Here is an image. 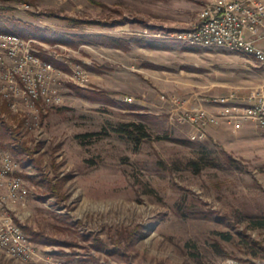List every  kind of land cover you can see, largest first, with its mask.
Masks as SVG:
<instances>
[{
    "label": "rangeland",
    "instance_id": "374dc122",
    "mask_svg": "<svg viewBox=\"0 0 264 264\" xmlns=\"http://www.w3.org/2000/svg\"><path fill=\"white\" fill-rule=\"evenodd\" d=\"M98 1L106 6L0 1L12 7L8 16L78 43L26 38L35 53L66 64L68 75L76 65L86 71L83 83L61 75V103L39 104L38 112L25 103L8 108L0 96V117L18 137L15 152L0 149L18 161L26 184V198L7 203L5 213L28 237L41 234L26 260L0 247V264H256L264 259V128L221 124L205 139L193 138L195 128L178 123L161 95L208 96L197 93L202 88L172 87L197 79L222 82L210 94H246L264 81V65L171 36L194 26L204 0ZM99 33L119 36L129 48L86 37ZM128 121L145 123L150 139L135 146L113 131ZM206 152L215 165L200 172L187 166Z\"/></svg>",
    "mask_w": 264,
    "mask_h": 264
},
{
    "label": "built area",
    "instance_id": "2783aa9c",
    "mask_svg": "<svg viewBox=\"0 0 264 264\" xmlns=\"http://www.w3.org/2000/svg\"><path fill=\"white\" fill-rule=\"evenodd\" d=\"M177 40L196 47H221L251 56L264 65V0H204L197 22L171 34ZM67 73V72H66ZM40 58L32 40L0 32V96L6 106L17 110L25 103L39 111V104H59L61 75L85 81L86 71L79 65L71 75ZM55 76V77H54ZM59 78V80H58ZM170 105L178 123L195 128L193 138L205 139L209 126L225 124L234 129L245 121L264 128V81L242 94L238 89L190 99L176 94L161 95ZM127 101L132 98L127 97ZM18 161L0 149V247L19 259L32 257L34 246L22 227L5 213L6 204L26 198V184L16 173ZM235 263V262H230ZM256 264H264V259Z\"/></svg>",
    "mask_w": 264,
    "mask_h": 264
},
{
    "label": "trees",
    "instance_id": "16d2710c",
    "mask_svg": "<svg viewBox=\"0 0 264 264\" xmlns=\"http://www.w3.org/2000/svg\"><path fill=\"white\" fill-rule=\"evenodd\" d=\"M0 1H8V0H0ZM94 4L106 6L103 2L98 0H90ZM12 9L11 6H5L0 4V32H5L9 34H15L18 36H21L23 38H31L35 37L39 40L44 41H51L53 43L62 42L64 44H67L69 46H77L78 43L70 38H66L65 36H56V34L50 36L43 32L41 28H38L32 24L25 23L22 20L8 16L4 11ZM50 14L56 15L53 12ZM35 15V14H34ZM64 19H67L72 24H80L86 20L65 16ZM124 21V20H123ZM119 22H121L119 20ZM95 24L100 25H106V22H92ZM50 37V38H49ZM90 40L96 41L103 45H109L116 48L121 49H128L129 45L127 41L119 36H113L109 34H90L87 35ZM137 41V40H136ZM39 55L42 59L47 60L54 64L56 67H60L66 71H70V68L64 64L61 61H58L52 57L47 56V54L43 52L36 53ZM81 63V62H80ZM84 65V64H83ZM86 68H90L89 65H84ZM71 88L75 89L76 92L80 93L81 91H84L85 93H91L94 92L91 89H83L79 88L78 86L74 84H69ZM6 106V104L4 103ZM131 107V106H130ZM11 128L9 125L0 117V147H9L15 152V145H12L15 141H18V137L15 134L13 130H10ZM113 131L121 136L122 138L126 139L129 142H132L135 146H138L143 141H147L150 139V134L147 130V127L145 123L143 122H135V121H128V122H122L118 124V126H115ZM90 135V134H89ZM18 145V144H17ZM19 151V150H18ZM223 160H226L227 163L231 166L235 165V161L232 156L225 154L223 155ZM214 157L210 156L209 152L203 153L198 159H190L187 161V166L193 169L195 172H200L203 166H213L215 165ZM22 227V226H21ZM23 229V227H22ZM24 230V229H23ZM30 231V230H29ZM29 238L32 241H40V238H38L41 234H38V232H29ZM39 235V236H38Z\"/></svg>",
    "mask_w": 264,
    "mask_h": 264
},
{
    "label": "crops",
    "instance_id": "0c3cea01",
    "mask_svg": "<svg viewBox=\"0 0 264 264\" xmlns=\"http://www.w3.org/2000/svg\"><path fill=\"white\" fill-rule=\"evenodd\" d=\"M263 44H264V42H263ZM221 85H222V82H220V81L218 82L217 80L214 82H211V83H207L204 80L197 79L196 81L195 80H188V81L184 82L183 84L175 83L172 85V87H174V88H202L201 90H198L197 93L202 92L204 94L206 93L208 96H211L212 93L211 94L209 93L210 89L221 87ZM228 91L229 90H227L226 92H223V93H217V94H212V95H220V94L227 93ZM194 104H195V101H192L191 105H194ZM212 127H215V126H209L208 130Z\"/></svg>",
    "mask_w": 264,
    "mask_h": 264
}]
</instances>
